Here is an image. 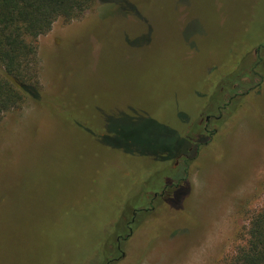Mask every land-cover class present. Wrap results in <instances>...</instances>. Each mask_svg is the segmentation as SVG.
Masks as SVG:
<instances>
[{"label": "rangeland", "instance_id": "374dc122", "mask_svg": "<svg viewBox=\"0 0 264 264\" xmlns=\"http://www.w3.org/2000/svg\"><path fill=\"white\" fill-rule=\"evenodd\" d=\"M262 43L264 0H96L56 21L37 39L39 100L0 119V264L231 254L264 205V74H247Z\"/></svg>", "mask_w": 264, "mask_h": 264}, {"label": "trees", "instance_id": "16d2710c", "mask_svg": "<svg viewBox=\"0 0 264 264\" xmlns=\"http://www.w3.org/2000/svg\"><path fill=\"white\" fill-rule=\"evenodd\" d=\"M95 1L0 0V119L4 114L19 108L27 98L39 100L38 37L48 33L56 21L67 23L81 18ZM259 48L264 50V43ZM247 74L258 79L254 85L258 87L264 74V64L260 56H257ZM237 76L231 74L227 78L232 84ZM221 82L223 85L227 83ZM170 131L176 135L174 131ZM178 139L181 144H189V140L185 138L178 136ZM117 149L131 156L150 157L156 162L170 161L185 155L188 150L172 154L168 148L149 152H140L138 149L126 151L123 147ZM186 187L178 188L174 197ZM237 239L238 243L233 252L222 258L218 264H264V205L251 213L247 225Z\"/></svg>", "mask_w": 264, "mask_h": 264}, {"label": "flooded vegetation", "instance_id": "af4514ba", "mask_svg": "<svg viewBox=\"0 0 264 264\" xmlns=\"http://www.w3.org/2000/svg\"><path fill=\"white\" fill-rule=\"evenodd\" d=\"M258 52H259V49H257V51H256V54H258ZM231 86H233V84L231 85ZM235 86V85H234ZM231 103V99H228V101H227V103L226 104H224V106H226L227 104H230ZM224 107H217L216 108V110L217 111H220V110H222ZM201 120V119H200ZM204 122H205V124H204V128H203V131L204 132H206V133H209V131H207V126L209 125V123H210V117L209 116H207L205 119H204ZM211 134V133H210ZM133 215H135V213H133ZM127 229L129 230V233L131 234V230H130V228L127 226ZM125 238H127V236L125 237ZM125 238H123V240L125 239ZM120 240H122V238H120V237H118L117 239H116V241H117V245H118V248H117V250L119 251V241Z\"/></svg>", "mask_w": 264, "mask_h": 264}, {"label": "water", "instance_id": "95a60500", "mask_svg": "<svg viewBox=\"0 0 264 264\" xmlns=\"http://www.w3.org/2000/svg\"><path fill=\"white\" fill-rule=\"evenodd\" d=\"M124 255L122 254V257H123Z\"/></svg>", "mask_w": 264, "mask_h": 264}]
</instances>
